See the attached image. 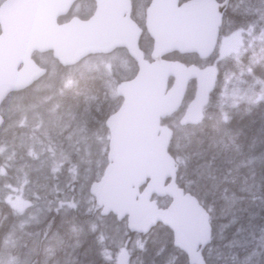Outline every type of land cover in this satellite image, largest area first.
Instances as JSON below:
<instances>
[{"label": "rangeland", "instance_id": "1", "mask_svg": "<svg viewBox=\"0 0 264 264\" xmlns=\"http://www.w3.org/2000/svg\"><path fill=\"white\" fill-rule=\"evenodd\" d=\"M149 1L134 0L139 18ZM240 3L245 11L254 13L239 24L234 19L228 32L222 33L212 62L220 67L221 74L205 109V120L199 126L182 129L178 137L181 141L172 143L180 167L178 181L210 204L207 207L215 242L205 252L208 264H264V140L257 142L262 143L258 157L247 155L242 149L227 148L232 133L226 128L230 116L241 112V105L264 100V77L260 75L264 73V0ZM108 68L116 70L115 76L101 78L102 95L96 99L100 103L95 111L102 112L107 102L111 104L110 96L114 97L120 78L134 74L133 61L119 50L107 57L83 60L70 70L79 79H86ZM77 80L72 76L64 86L74 88ZM91 95L97 96L93 92ZM50 98L38 102L45 105L39 113L48 125L43 128L45 133L12 150L0 144V197L14 207L15 215L26 224L39 222L52 213L60 225L43 237L28 232L29 239L35 240L27 251H14L0 244V264H29L33 255L37 264H98L91 260L99 256L107 259L115 251L118 258L122 245L129 248L128 264H188L164 226L145 235L134 234L126 222L100 214L89 186L102 176L108 163L109 132L104 129V119L86 104L76 114L67 112L68 104L63 113V109L58 113L52 129ZM253 142L245 143L242 138L240 141L243 147L247 144V149ZM238 154L239 159L245 155L247 163L239 160ZM258 166L263 169L255 179ZM55 215H49L52 223ZM57 251L60 252L55 257Z\"/></svg>", "mask_w": 264, "mask_h": 264}, {"label": "water", "instance_id": "2", "mask_svg": "<svg viewBox=\"0 0 264 264\" xmlns=\"http://www.w3.org/2000/svg\"><path fill=\"white\" fill-rule=\"evenodd\" d=\"M75 1L5 0L0 5V104L9 92L26 87L45 71L31 59L34 50H52L61 64L71 65L88 54L126 47L139 70L117 87L124 101L106 121L111 131L110 163L103 177L91 184L90 192L103 208L102 214L113 212L119 220L128 216L131 231L147 233L159 222L169 226L174 244L187 254L189 263L205 264L201 249L211 241L209 215L177 186L178 165L168 150L172 130L161 125V120L180 107L190 79H195L193 99L180 123L201 122L218 71L164 56L177 51L208 57L215 48L227 1L151 0L146 10V29L154 40L151 62L139 48L142 29L131 18V0H95L90 18L73 17L59 24L57 17ZM2 121L0 116V125ZM167 178L170 182L165 185ZM153 194L169 195L173 201L159 208L157 200H151ZM119 258L124 262L125 252Z\"/></svg>", "mask_w": 264, "mask_h": 264}, {"label": "trees", "instance_id": "3", "mask_svg": "<svg viewBox=\"0 0 264 264\" xmlns=\"http://www.w3.org/2000/svg\"><path fill=\"white\" fill-rule=\"evenodd\" d=\"M90 0H80L78 6H83V5H88L90 4ZM77 14L81 16H85L81 11H77ZM225 19H228L227 16H225ZM143 49H145V45H141ZM169 59H179L181 61H184L188 64L190 63H200L199 58L196 55L192 54H179L177 52H173L169 55L166 56ZM74 67H66L62 65H57V73H56V79L53 84H55L50 90L45 91L43 90V95L40 96V98L37 97V95L32 94L31 99L33 103H38L42 99H47L51 97V91L53 93V98L56 99L58 108L61 110L63 109L62 113L64 112V108L69 104V109L67 112H72L73 114H76L79 110L82 109L83 105H87L88 109L91 106L93 108V112L96 113L97 115L103 117L107 116L109 111L112 109H109L112 106V102H107V106L101 107L104 108L102 112L99 110L95 111V108L99 109V101H95L94 97H100L102 95L101 93V81L97 78L89 77L86 79H79L77 74H73L70 70ZM260 75H264L263 72L260 73ZM73 76L74 80H77L76 86L73 87H67L64 86L65 82H69L71 77ZM49 82V81H48ZM193 84L187 91V94L185 96L184 104L181 107V109L176 113V115L170 119H168L169 123L173 126L175 130L174 138L173 141H181L178 139L181 130L183 129L179 124L177 123V119L181 115L185 105L187 102L191 99L193 95ZM74 91L79 92V95L75 94ZM91 92L96 93L97 96H91ZM104 93V92H103ZM86 98H88L86 100ZM74 102V103H73ZM118 102V99H117ZM76 105L75 107H73ZM241 112L238 110L232 114V117L230 120H228L226 124V128L229 131V129L234 133V135L237 138V140L243 139L245 143L248 142H253L252 147H256L257 142L260 139L264 140V100H260L255 104H249V105H241L240 106ZM60 113V111H59ZM66 113V112H65ZM263 114V115H262ZM263 117V119H262ZM236 133V134H235ZM4 131L0 130V140L3 138L4 139ZM209 139V137H207ZM256 143V144H255ZM255 145V146H254ZM245 148L247 149V144H245ZM171 152L174 154L173 148H170ZM206 151V150H205ZM215 153V152H214ZM256 154L250 153V156H255ZM210 157V155H208ZM207 156V158H209ZM228 160V159H226ZM191 177V176H190ZM263 182V187L262 189L264 190V179H262ZM200 191V189H199ZM6 203L1 200L0 198V217L3 215H6L8 213ZM7 211V212H6ZM6 212V213H5ZM54 215V214H53ZM56 218L57 215H55ZM55 220V219H54ZM54 222V221H53ZM6 222L4 221L2 225H0V234L1 230L5 228ZM65 228V226H64ZM59 230V229H58ZM64 231V229H63ZM2 234L0 235V244H1V239H2ZM67 242L69 240H66ZM65 246L64 244L62 247ZM58 255V254H57ZM57 257V256H56ZM56 262V261H54ZM57 263V262H56Z\"/></svg>", "mask_w": 264, "mask_h": 264}, {"label": "flooded vegetation", "instance_id": "4", "mask_svg": "<svg viewBox=\"0 0 264 264\" xmlns=\"http://www.w3.org/2000/svg\"><path fill=\"white\" fill-rule=\"evenodd\" d=\"M219 1H222V0H219ZM228 2L229 3L227 6V9H226V13H228V15H229V22L231 20H234V18L236 16H243V15L248 16L249 14L254 13V12L249 13V12L245 11L244 7L240 3V0H228ZM135 8H136V6H133V9H132L133 14L135 13V10H136ZM143 16H145V15L143 14ZM144 23H145V18H144ZM215 53H216V51H215ZM32 59L38 65L45 67L46 72L44 75L39 77V79L34 81L32 84L28 85L27 87L23 88L22 90H20L18 92L12 93L8 97V99L6 101L7 105L5 108V112H6L5 123L6 124L10 123V122H21V121H23L26 118V116L28 115L27 113H28V108L30 106V103L35 104L32 102V100H34V99H30L31 95L32 94L36 95L35 92L41 90L42 86L48 87L45 85H49V87L51 88L52 85H55L53 83L56 79V76H54V75L56 74V64L57 63L55 60L52 59L51 54L48 52L42 53V52L34 51L32 53ZM211 63L212 62L209 61V58L203 61V65H209ZM52 64H55V68L53 69V72H52ZM101 86H102V83H101ZM50 107H51L50 108V111H51L50 123H51V128H52V126L56 127V121H57V114H56L57 109H56V104H55L54 100H50ZM34 114H36V113H34ZM30 117H32V114L29 116V118ZM36 128H37V134H38V132L41 130V120L39 118H38V121L36 124ZM240 141L241 140H236V141L235 140H229V146L231 148L232 147H234V148L238 147L237 149H241L242 145H241ZM243 148H245V147H243ZM238 159H239V154H238ZM186 191H188V190H186ZM168 200H169L168 201V204H169L170 199L168 198ZM199 201L208 211L207 206H210V204L208 205L206 203V201H203L202 199H200ZM5 202L7 203V205H6L7 209L10 211H8V213L6 215H3L2 217H0V225H2V223L4 221L6 222L5 228H3V230H1V234L2 235L5 234L2 244L7 245L9 248H11L13 250L19 249V250H25L26 251L30 248V246L33 245V241L35 240V238L29 239V237L27 236V234H29L26 231V229L29 230L27 228L28 226H31V227L37 226V228L32 232L33 236H36V234H37L36 231H39L38 234L40 235L41 228L43 227V225H44V227L48 228V231H46L47 235L52 233V230L55 229V225H60L58 222H56L58 220V218L55 219L54 223H52L50 220H48L49 215L46 217V221L44 222V224H42V221L31 222L29 224H26V222H24L20 216L15 215L16 211L14 210V207L11 206L8 201H5ZM209 214H210V221H211V225H212V232H214V226L212 224L211 212H209ZM49 229H51V230H49ZM214 242H215V239L212 240V243L210 245H213ZM40 247H41V245H38L39 249H40ZM120 249H121L120 251H123V250L126 251L125 255L127 257V260L124 264H128V261H129V248H128V246L122 245V247ZM116 253H117V251L112 253L110 256H107V259L99 256L98 259L97 258L92 259L91 261H95L98 264H116L117 262H118V264H121L119 262V259L115 258ZM50 254H52V252H50Z\"/></svg>", "mask_w": 264, "mask_h": 264}, {"label": "bare ground", "instance_id": "5", "mask_svg": "<svg viewBox=\"0 0 264 264\" xmlns=\"http://www.w3.org/2000/svg\"><path fill=\"white\" fill-rule=\"evenodd\" d=\"M262 115H263V114H262ZM233 140H234V139H233ZM237 148H238V147H237ZM228 152H229V151H228ZM236 152H237V151H236ZM221 153H222V152H221ZM227 154H228V153H227ZM243 154H244V153H243ZM261 154H262V153H261ZM246 156H247V155H246ZM208 157H209V156H208ZM209 158H210V157H209ZM259 158H260V157H259ZM256 159H257V158H256ZM245 162H246V161H245ZM246 163H247V162H246ZM263 163H264V162H263ZM249 164H250V163H249ZM215 165H216V164H215ZM261 166H263V165H261ZM249 167H250V166H249ZM258 168H259V166H258ZM239 169H241V167H240ZM246 173H247V172H246ZM249 173H250V172H249ZM246 175H248V174H246ZM244 176H245V175H244ZM248 176H249V175H248ZM254 177H255V179H257V178H256L257 176H254ZM242 178H243V177H242ZM206 179H207V178H206ZM206 181H207V180H206ZM208 182H209V181H208ZM226 183H227V182H226ZM222 184H223V183H222ZM224 185H225V184H223V186H224ZM229 185H230V184H229ZM231 185H232V184H231ZM231 185H230V186H231ZM237 185H238V184H237ZM239 185H241V184H239ZM227 186H228V183H227ZM230 186H229V187H230ZM232 186H234V184H233ZM232 186H231V188H232ZM229 187H228V188H229ZM239 187H240V186H239ZM233 188H234V187H233ZM235 188H237V186H236ZM215 190H216V189H215ZM235 204H236V203H235ZM231 214H232V213H231ZM4 236H5V234H3V237H2V239H1V240H2V241H1V244L3 243ZM32 236H33V235H32ZM30 237H31V235H30ZM31 239H32V238H31ZM30 242H31V241H30ZM30 242H29V243H30ZM2 245H3V244H2ZM29 245H30V244H29ZM29 245H28V246H29ZM48 248H49V247H48ZM42 249H43V248H42ZM42 249H41V250H42Z\"/></svg>", "mask_w": 264, "mask_h": 264}]
</instances>
